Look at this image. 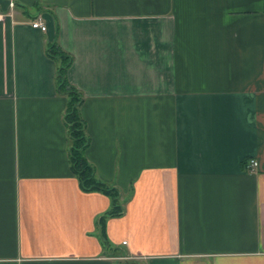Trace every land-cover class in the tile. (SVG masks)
<instances>
[{"label":"crops","instance_id":"crops-1","mask_svg":"<svg viewBox=\"0 0 264 264\" xmlns=\"http://www.w3.org/2000/svg\"><path fill=\"white\" fill-rule=\"evenodd\" d=\"M0 12V264H264V0ZM54 39L118 216L71 169Z\"/></svg>","mask_w":264,"mask_h":264},{"label":"trees","instance_id":"trees-1","mask_svg":"<svg viewBox=\"0 0 264 264\" xmlns=\"http://www.w3.org/2000/svg\"><path fill=\"white\" fill-rule=\"evenodd\" d=\"M45 52L56 63L55 84L57 92L67 98L64 121L70 138L69 162L71 169L82 190L100 191L110 198L111 206L104 216H118L122 212L119 192L95 177L94 169L84 155L88 139L85 134L84 122L79 114L82 95L67 78V71L73 62V57L58 45L56 39L46 44Z\"/></svg>","mask_w":264,"mask_h":264},{"label":"built area","instance_id":"built-area-1","mask_svg":"<svg viewBox=\"0 0 264 264\" xmlns=\"http://www.w3.org/2000/svg\"><path fill=\"white\" fill-rule=\"evenodd\" d=\"M15 6V4L13 2L9 3V8H13ZM6 14L4 12H0V21L3 20L5 18ZM31 26L33 28L39 29L41 31H46L47 30V26L46 24L41 21L40 18H37L35 20L32 21ZM250 165L253 166H257V162L255 160H251ZM125 243V242H123Z\"/></svg>","mask_w":264,"mask_h":264}]
</instances>
